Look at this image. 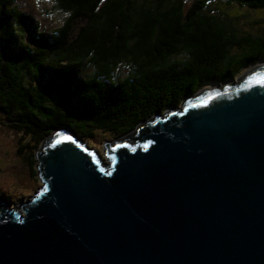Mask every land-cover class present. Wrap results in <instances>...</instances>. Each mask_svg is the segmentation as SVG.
Returning <instances> with one entry per match:
<instances>
[{"label":"water","instance_id":"water-1","mask_svg":"<svg viewBox=\"0 0 264 264\" xmlns=\"http://www.w3.org/2000/svg\"><path fill=\"white\" fill-rule=\"evenodd\" d=\"M103 144L43 139L42 185L0 204V264H264L263 63Z\"/></svg>","mask_w":264,"mask_h":264},{"label":"trees","instance_id":"trees-1","mask_svg":"<svg viewBox=\"0 0 264 264\" xmlns=\"http://www.w3.org/2000/svg\"><path fill=\"white\" fill-rule=\"evenodd\" d=\"M52 1L65 15L46 31L15 0H0V126L19 134L36 180L34 155L52 130L70 129L99 151L88 143L96 134L125 137L264 63V27L243 29L230 13L264 10V0ZM114 78L139 90L101 86Z\"/></svg>","mask_w":264,"mask_h":264},{"label":"rangeland","instance_id":"rangeland-1","mask_svg":"<svg viewBox=\"0 0 264 264\" xmlns=\"http://www.w3.org/2000/svg\"><path fill=\"white\" fill-rule=\"evenodd\" d=\"M15 2L22 11L36 18L41 28L46 29V31L58 27L65 15L52 0H15ZM230 13L239 17V25L243 29L254 30L258 27H264V10L235 9L231 10ZM262 63H256L252 66L262 65ZM240 75L241 73L230 81H237ZM101 84L104 88L109 87L110 89H113V85L123 91L134 92V90H139L136 81L127 82L123 78L101 81ZM2 117L0 113V119ZM18 138L19 134L0 126V193L4 192L9 196L4 197L0 194V204L4 203L11 208H20L18 207L20 202L30 199L42 185L38 178L36 180L34 176H31L30 166L27 159H25L28 151L23 148V153L19 155L20 144ZM88 143L96 145L99 148L98 153H100L101 159L107 162L108 157L104 155V136L96 134L88 140ZM92 150L97 151L95 148H92ZM7 202L10 204L8 205Z\"/></svg>","mask_w":264,"mask_h":264}]
</instances>
